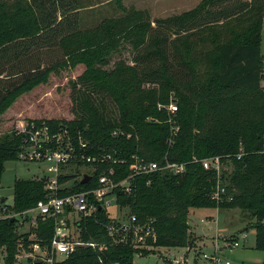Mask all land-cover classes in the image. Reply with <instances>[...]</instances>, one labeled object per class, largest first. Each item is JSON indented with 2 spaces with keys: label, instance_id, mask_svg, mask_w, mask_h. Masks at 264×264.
<instances>
[{
  "label": "trees",
  "instance_id": "obj_1",
  "mask_svg": "<svg viewBox=\"0 0 264 264\" xmlns=\"http://www.w3.org/2000/svg\"><path fill=\"white\" fill-rule=\"evenodd\" d=\"M263 21L264 0H203L195 10L154 21L147 12L132 10L110 21L113 34L108 36L129 37L132 65L121 62L100 75L88 59L100 54L98 48L107 38L90 40L89 47L98 49L93 55L71 48L81 33L76 0H0V117L13 96L60 68H70L76 60L87 59V72L71 84L74 119L36 123H47L54 133L67 129L78 149L80 139L88 143L86 155L109 153L127 163L98 167L89 184L78 182L69 194L98 187V176L109 170H114L116 182L124 180L133 156L160 164L167 158L185 164V172L138 176L131 194L117 190L121 210L142 224L154 221L157 247L193 246L192 209H239L245 218L255 220V249L264 253ZM207 30L212 36L205 43L211 48L203 50L204 61L197 62L185 42ZM172 97L179 107V131L170 145L171 124L159 105H168ZM26 137L16 131L0 140V182L5 163L20 160L28 146ZM217 157L227 166L222 170L226 195L221 203L211 197L217 174L203 166L204 160ZM47 194L43 179L17 180L11 210L25 215ZM12 219L0 218L4 264H18L20 247L29 252L34 243L50 246L56 229L53 218L39 217L26 234L17 231L19 222ZM109 223L110 214L104 209L82 218L77 234L96 247H78L55 264H135L136 255H150L115 244Z\"/></svg>",
  "mask_w": 264,
  "mask_h": 264
},
{
  "label": "rangeland",
  "instance_id": "obj_2",
  "mask_svg": "<svg viewBox=\"0 0 264 264\" xmlns=\"http://www.w3.org/2000/svg\"><path fill=\"white\" fill-rule=\"evenodd\" d=\"M76 1L80 10L81 33L77 39L71 42V48L72 50L80 48L77 52L81 51L79 53H87V55H93V52L99 49L100 54L98 56L93 55L88 61H92H90L92 70L98 71L102 75L114 70L118 63L126 62L132 65V46L129 37L108 38L109 35L113 34L109 29L111 20L124 17L132 10L147 12L151 21L178 17L195 10L203 0ZM202 34L203 37H199ZM95 36H103L107 40L104 45L94 50L89 45L90 40ZM211 36L210 31L207 30L197 37L191 36L185 42L186 46L189 47L191 57L197 62L204 61L203 50H210L211 45L206 44L205 40ZM261 48L264 55V21ZM78 58L81 59V57ZM87 70V59L79 63L76 60L70 68H60L50 73L43 82L34 88L13 96L1 113L0 140L7 135H15L16 131L18 132L31 122L73 120L71 84ZM45 169L46 164L44 163L26 162L22 159L5 163V172L0 182V218H17L19 222L17 231L20 234L30 232L32 226L30 221L24 224L25 218L16 215L11 210L14 205V184L17 180H41L44 178ZM227 169L231 170L230 168ZM90 171L91 169L86 167L80 169V172ZM74 174L70 179V184H68L71 188L80 181L78 172ZM124 212L127 213L126 210ZM211 212L215 220L208 222L205 219L211 220L212 216L209 214L205 218V213ZM215 214L218 215L215 216ZM30 216L32 218V214ZM189 219L191 229H193L192 224L197 221L199 232V236L190 234V239L193 240L192 247L148 246L140 251L149 252L150 255H136L135 264H212L210 259L215 256L219 259V264H226L227 262L230 264H264V253L255 249L256 232L252 228L255 220L245 218L241 210L192 209ZM202 219L204 222L201 221ZM243 234H246V238ZM234 240L239 241L240 246L233 249L229 248ZM216 246L219 248L217 253L215 251ZM4 257L5 251L0 248V264H4Z\"/></svg>",
  "mask_w": 264,
  "mask_h": 264
},
{
  "label": "built area",
  "instance_id": "obj_3",
  "mask_svg": "<svg viewBox=\"0 0 264 264\" xmlns=\"http://www.w3.org/2000/svg\"><path fill=\"white\" fill-rule=\"evenodd\" d=\"M262 88L264 90L263 83ZM159 107L167 112L168 122L171 124L169 144L172 145L179 131L176 120L179 112L177 101L172 97L168 105H159ZM18 132L27 136L26 143L28 144L19 158L26 162L46 164L43 180L48 192L44 201L39 202L34 209L21 216L27 217L32 227L37 226L39 217L44 220L53 218L56 225L50 246L42 247L39 243H34L30 246L29 252L20 247V253L16 256L18 264H24L29 259L32 260V264H37L36 262L55 264L64 261L78 247L95 248V243H85L79 238L78 227L82 218L91 217L98 210L103 209L110 214L107 230L115 244L130 245L138 250L156 245L157 233L154 221L151 220L149 223L142 224L135 215L121 210L117 204V190L131 194L133 182L138 176L162 171L179 175L185 172V164L173 163L167 158L164 164H160L139 156H133L130 163V174L124 180L116 182L112 178L114 170H109L108 173L103 172L98 176V187L69 194V190L72 189L68 185L70 180L65 182L63 181L64 178L74 176V173L78 172L81 181L83 174L87 173L92 176L91 182L98 167L107 163L123 165L127 163V160L116 159L109 153L86 155L84 152L89 148L88 143L80 139L78 149L67 129H60L54 133L45 122L40 124L32 122ZM203 166L206 170L216 172L217 186L211 197L217 203L223 202L226 188L221 180L224 169L221 159L217 157L204 160ZM81 167L90 168L91 171L80 172ZM65 191L68 194L64 195ZM30 214H32V218H30ZM243 236L246 238V234ZM239 246V241L234 240L229 248L233 249ZM215 251L216 253L219 251L217 246ZM210 260L213 262L212 264H219V259L216 256ZM226 264H230V262Z\"/></svg>",
  "mask_w": 264,
  "mask_h": 264
},
{
  "label": "crops",
  "instance_id": "obj_4",
  "mask_svg": "<svg viewBox=\"0 0 264 264\" xmlns=\"http://www.w3.org/2000/svg\"><path fill=\"white\" fill-rule=\"evenodd\" d=\"M80 11V10H79ZM262 49V48H261ZM199 211H201V210H199ZM198 214V213H197ZM209 214L212 216V217H214V215L212 214V212L211 213H205V218H206V215L207 216H209ZM190 215H191V213H190ZM218 214H215V216H217ZM211 217V220H208V219H205L206 221H214L215 220V217L214 218H212ZM202 222H204V219H202L201 220ZM189 224H190V226H191V221H190V219H189ZM192 227H193V229H191V233L194 235V234H197V236H199V232H198V230H197V228H198V224H197V221H196V223L195 224H192Z\"/></svg>",
  "mask_w": 264,
  "mask_h": 264
},
{
  "label": "water",
  "instance_id": "obj_5",
  "mask_svg": "<svg viewBox=\"0 0 264 264\" xmlns=\"http://www.w3.org/2000/svg\"><path fill=\"white\" fill-rule=\"evenodd\" d=\"M91 179H92V176L91 175H89L87 173H84L83 174V179L80 181V183L82 185H85V184L89 183ZM3 202H4V200H3ZM14 220H16V218H13L12 219V221H14Z\"/></svg>",
  "mask_w": 264,
  "mask_h": 264
}]
</instances>
